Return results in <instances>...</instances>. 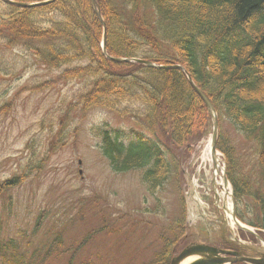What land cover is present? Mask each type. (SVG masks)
Returning a JSON list of instances; mask_svg holds the SVG:
<instances>
[{
    "label": "trees",
    "instance_id": "16d2710c",
    "mask_svg": "<svg viewBox=\"0 0 264 264\" xmlns=\"http://www.w3.org/2000/svg\"><path fill=\"white\" fill-rule=\"evenodd\" d=\"M97 3L106 25L108 55L179 64L211 100L219 123L217 149L226 162L236 216L264 239V0ZM101 37L102 25L90 0H55L34 7L0 0V41L6 47H25L43 66L62 68L57 77L62 83H84L85 89L67 104L62 134L72 110L81 119L95 108L129 119L133 129L128 136L105 125L91 130L110 168L116 173L138 171L151 195L169 183L176 188L182 215L172 221L167 233H159L162 247L149 263L169 264L186 243L183 159L176 149H187L208 136L211 119L182 70L112 62L102 53ZM233 131L249 144L244 152L233 142ZM76 132L75 127L70 133ZM28 166L20 170L22 174L0 182V197L26 180ZM178 210L177 206V215ZM105 231L112 232L103 222L74 244L73 251L65 250L67 264L73 263L81 246ZM10 244L0 242L3 263L23 264L6 253L15 248ZM54 245L63 246L60 235Z\"/></svg>",
    "mask_w": 264,
    "mask_h": 264
},
{
    "label": "rangeland",
    "instance_id": "374dc122",
    "mask_svg": "<svg viewBox=\"0 0 264 264\" xmlns=\"http://www.w3.org/2000/svg\"><path fill=\"white\" fill-rule=\"evenodd\" d=\"M61 72L62 68L43 66L27 48H8L0 41V182L22 174L26 165L31 171L27 170L29 176L22 184L0 197V242L13 243L15 248L6 253L18 263L67 264L69 254L63 252L106 222L112 232L92 237L77 250L72 264L87 260L149 264L162 247L159 233H167V227L182 215L177 190L169 183L151 195L138 171L111 170L91 130L105 125L128 136L133 129L129 119L102 108L81 119L72 110L62 134L67 104L85 86L82 81L62 83L57 78ZM75 127L77 132L70 133ZM233 136L237 149L244 152L249 144L235 131ZM209 140V135L197 139L176 153L183 159L181 189L190 209L198 203L202 213L211 217L207 205L214 200ZM218 171L216 178L221 183ZM212 219L208 223H214ZM195 225L202 223L189 211L187 243L205 241L202 235L189 236ZM230 234L239 235L238 229L232 227ZM58 235L63 246H51ZM0 264H4L1 256Z\"/></svg>",
    "mask_w": 264,
    "mask_h": 264
},
{
    "label": "water",
    "instance_id": "95a60500",
    "mask_svg": "<svg viewBox=\"0 0 264 264\" xmlns=\"http://www.w3.org/2000/svg\"><path fill=\"white\" fill-rule=\"evenodd\" d=\"M4 1L7 3H10V4H13V5L21 6V7H33V6L45 5V4H48L50 2H53L54 0H44V1L33 2V3H22V2H16L13 0H4ZM90 1H91V5H92L94 12L96 13L97 17L99 18V20L101 21V24L103 26L101 47H102L103 54L109 60H111L113 62H119V63H122V62L127 63V62L136 61V62H141L145 66L152 67V68H163V69L176 68V69H181L182 71H185V69L180 65H156L150 61H141L138 59H127V58H118V57L109 56L107 54L106 48H105V44H106L105 23L101 17L100 12H99L96 0H90ZM186 76H187V79H188L189 83L191 84V86L194 88V90L197 92V94L200 96V98L204 102V104L207 108V111H208V113L211 117V120H212V132H211V136H210L209 145H210V153H211L213 165H214V168H216L217 167L216 161L218 159V154H219L218 150L216 149L217 133H218V119H217L216 111H215V108H214L212 102L210 101V99L193 83L190 75L188 73H186ZM222 164H223L222 165V170H223L222 180H223L224 186H228L229 182H228V180L226 178V174H225V161L224 160H222ZM229 195L231 198V202L234 205V198H233L232 190H231ZM232 218L240 229H242L246 232H253L250 228H248L247 226H244L238 222V220L235 217L234 208L232 211ZM261 249H264V248L262 247ZM220 254H230L233 256L238 255L235 252L220 250V249H217L215 247H211V246H208L205 244L190 243L186 247H184L178 255L172 257L169 264H183L184 261H186V260H188V261L185 264H226V262L231 264L234 261H238V260L248 262L251 264H264V253L261 256V259H259V260H252V259H246V258H240V257L238 259H233V258L222 257V256H220Z\"/></svg>",
    "mask_w": 264,
    "mask_h": 264
},
{
    "label": "flooded vegetation",
    "instance_id": "af4514ba",
    "mask_svg": "<svg viewBox=\"0 0 264 264\" xmlns=\"http://www.w3.org/2000/svg\"><path fill=\"white\" fill-rule=\"evenodd\" d=\"M212 193L213 192L211 190L210 195ZM208 205H210L212 212V216L210 218H213L212 220L214 224L210 225L211 227H209V224L206 222L207 218L205 217L203 220V223L207 229L204 232L205 242L215 247L244 252L243 248L237 244L236 240L234 239L235 236H228L229 227L226 225V221L223 219L224 212H220V210L217 209L214 200L208 203Z\"/></svg>",
    "mask_w": 264,
    "mask_h": 264
},
{
    "label": "bare ground",
    "instance_id": "6f19581e",
    "mask_svg": "<svg viewBox=\"0 0 264 264\" xmlns=\"http://www.w3.org/2000/svg\"><path fill=\"white\" fill-rule=\"evenodd\" d=\"M220 163H221V159L218 157V159H217V161H216V164H217V170L220 169ZM217 172H218V171H217ZM217 172H216V173H217ZM217 174H218V173H217ZM223 191H224V194L227 195V193H228V188H224ZM187 261H188V260L184 261L183 264L187 263Z\"/></svg>",
    "mask_w": 264,
    "mask_h": 264
}]
</instances>
